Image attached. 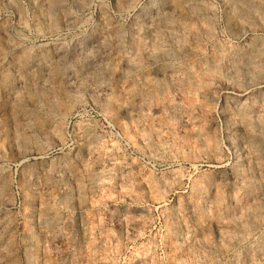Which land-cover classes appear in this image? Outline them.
I'll return each instance as SVG.
<instances>
[{"label": "rangeland", "instance_id": "374dc122", "mask_svg": "<svg viewBox=\"0 0 264 264\" xmlns=\"http://www.w3.org/2000/svg\"><path fill=\"white\" fill-rule=\"evenodd\" d=\"M0 264H264V0H0Z\"/></svg>", "mask_w": 264, "mask_h": 264}]
</instances>
